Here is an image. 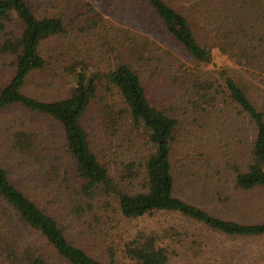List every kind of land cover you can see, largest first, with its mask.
Returning a JSON list of instances; mask_svg holds the SVG:
<instances>
[{
	"label": "trees",
	"instance_id": "1",
	"mask_svg": "<svg viewBox=\"0 0 264 264\" xmlns=\"http://www.w3.org/2000/svg\"><path fill=\"white\" fill-rule=\"evenodd\" d=\"M131 1L141 7V14L144 9L151 13L163 33L197 63H210L213 50L219 49L240 64L264 65V0ZM204 22L210 26V44L201 40ZM0 32L4 36L0 51L12 58L13 68V75L0 88V115L19 107L40 122L34 128L10 121L0 128V264H48L43 255L32 252L29 243L38 239L63 263L102 264L88 253L89 239L81 224L85 209L91 210L90 201L97 198L95 205L102 199L115 200L122 219L172 214L188 223L138 230L122 248L125 264H171L178 253L198 258L200 252L194 247L198 243L188 232L191 225L233 239L264 237V222L220 218L187 200V193H208L211 179L204 166L177 160L179 121L150 102L133 70V64L142 63L152 52L147 36L130 38L127 30L112 35L102 49L117 54L115 67L72 61L64 69L69 75L68 95L43 100L26 95L22 88L27 77L47 67L43 44L66 32L61 18L36 15L30 0H0ZM221 76L237 115L250 124L245 160L230 166L233 183L243 190L264 187V112L225 71ZM191 82L197 101L217 100L221 87L216 80L193 77ZM96 97H104L100 101L114 129L130 124L143 135V144H135L136 150L119 164L116 175L98 159L83 124ZM136 182L138 189L133 190ZM25 238L31 242L24 243Z\"/></svg>",
	"mask_w": 264,
	"mask_h": 264
},
{
	"label": "rangeland",
	"instance_id": "2",
	"mask_svg": "<svg viewBox=\"0 0 264 264\" xmlns=\"http://www.w3.org/2000/svg\"><path fill=\"white\" fill-rule=\"evenodd\" d=\"M30 3L38 16L60 17L66 32L44 42L48 65L26 78L22 88L26 95L43 100L64 98L69 92V75L64 69L72 61L88 60L91 66L111 69L119 60L116 53L102 49L103 42L112 35H121V30H127L130 38L147 36L152 52L140 64L131 62L133 70L139 74L150 102L179 121L175 141L177 160H188L196 163V167L197 164L204 166L211 179L208 193H187L189 199L184 198L220 218L247 224L264 222V187L243 190L233 183L230 166L245 160L244 147L250 124L237 115L221 76V72L225 71L245 89L252 103L264 112V65L240 64L219 49L213 50L210 63H197L163 33L159 22L155 17L151 18V13L144 9L141 14V7L131 0H30ZM140 19H147V23ZM13 26L9 25L8 30ZM202 26L205 31L201 40L206 44L212 43L210 26L205 22ZM3 38L0 32V46ZM218 40L220 35L216 31V46L219 45ZM11 59L0 51V88L13 75ZM193 77L217 81L221 88L214 103L206 98L197 101L199 96L195 95L196 89L192 87ZM106 97L111 96L107 93ZM100 98L104 97H96L86 110L83 124L98 159L111 175H116L119 164L131 158L132 151L136 150L135 144H143V135L129 124V120V127L125 125L118 130L108 124ZM10 121L17 126L34 128L40 123L39 119L19 107L0 115V128ZM43 127H49L48 123H43ZM216 166L219 170L217 176ZM135 184L133 190L138 189V182ZM96 200L90 201L93 208L85 209L81 224L85 229L84 237L89 239L86 240L88 253L102 264H125L122 248L140 229L188 224L172 214L153 219H122L117 213L115 200L102 199L95 205ZM190 230L189 236L197 241L194 247L199 250L200 256L173 254L171 264H264V237L233 239L205 229H195L192 225ZM24 240L26 244L31 242L28 238ZM29 244L33 247L32 252L43 255L48 264H67L40 239Z\"/></svg>",
	"mask_w": 264,
	"mask_h": 264
}]
</instances>
